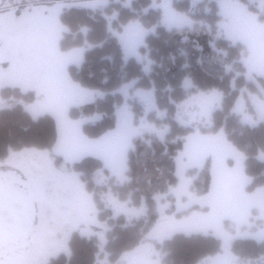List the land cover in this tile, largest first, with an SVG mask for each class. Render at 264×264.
I'll return each instance as SVG.
<instances>
[{
    "label": "rangeland",
    "instance_id": "1",
    "mask_svg": "<svg viewBox=\"0 0 264 264\" xmlns=\"http://www.w3.org/2000/svg\"><path fill=\"white\" fill-rule=\"evenodd\" d=\"M120 1L123 6L130 4V0H0V108L21 104L33 119L51 116L56 129L51 149L11 150L0 158V191H9L14 201L4 208L16 213L14 218L0 220V264H50L61 253L70 259V244L83 239L98 246L93 264H111L104 247L107 219L115 222L123 216L130 222L146 215L144 205L136 206L129 195L122 200L114 186L125 188L129 183L126 162L133 139L145 133L159 138L167 134L169 127L162 122L165 112L158 108L153 89L124 84L117 90L123 100L113 103L114 128L89 136L85 127L98 123L105 114L84 111L83 106L104 94L83 86L68 73L69 66L80 64L86 48L60 50L63 10L77 6L103 15L108 12L110 21L117 15L113 4ZM174 1L180 0H150L149 7L160 12L163 27L169 31L197 27L203 31L201 36L209 33L240 46L243 75L257 89H241L230 114L241 125L264 122L258 111L264 103V74L253 67L264 58L261 0H248L257 12L241 0H189L188 12L178 11ZM197 12L214 14L216 19L197 18ZM111 31L125 60L135 58L148 73L151 60L140 50L148 34L143 24L132 20L120 31ZM185 85L192 87L188 78ZM15 89L29 96L32 93V100L18 96ZM222 96L216 89L195 91L178 104L173 119L192 127L193 132L183 136V148L175 159L177 182L166 190L170 193L156 197L157 218L143 242L122 253L115 264H124V257L137 253L150 256L140 259L141 263L165 264L163 241L178 233L219 239V252L197 264H264V255L244 260L232 250L236 239L264 240V186L249 188L252 179L245 172L244 155L222 130L209 131ZM134 107L142 112H135ZM86 158L100 163L89 173L91 191L83 171L75 166ZM257 158L264 161V152ZM205 167L210 184L201 193L194 185ZM135 264H139L137 260Z\"/></svg>",
    "mask_w": 264,
    "mask_h": 264
},
{
    "label": "trees",
    "instance_id": "2",
    "mask_svg": "<svg viewBox=\"0 0 264 264\" xmlns=\"http://www.w3.org/2000/svg\"><path fill=\"white\" fill-rule=\"evenodd\" d=\"M241 1L249 9L258 11L248 0ZM113 5L117 15L110 21L108 12L103 15L102 11L77 6L67 7L59 17L64 27L60 50L86 48L80 64L69 66L68 73L83 86L98 89L104 94L103 98L97 99L93 104L83 106L84 111L105 114L101 121L87 125L84 131L91 137H97L114 128L113 103L123 100L117 90L132 82L133 88L153 89L158 108L165 112L163 125H168L169 129L162 138L145 133L142 137L133 139L126 162L129 183L125 188L114 186V190L122 200L129 198V195L133 204L144 205L146 215L130 222L123 216L116 218L115 222L107 219V241L104 247L111 264H115L122 253L143 242L146 230L157 218L154 212L156 197L170 193L171 191L166 190L177 182L175 159L183 148V136L193 132V128L179 125L173 116L178 104L186 100L190 93L209 89L221 92L222 104L212 114L213 126L209 131L222 130L231 144L244 155L245 172L252 179L249 188L264 186V161L257 158L259 152H264V122L254 126L241 125L230 114L241 89H257L243 75V67L238 61L240 46L232 45L222 38H214L209 33L201 36L203 31L197 27L190 31H169L159 22L160 12L149 7L150 0H130V4L126 6L120 1ZM173 6L178 11L188 12L189 0L174 1ZM195 16L206 20L216 19L214 14L204 16L197 12ZM259 18L264 20V14ZM132 20H139L148 31L145 45L140 49L151 60L148 73L144 72L142 64L135 58L125 60L122 47L111 31H120ZM187 78L192 83L189 89L185 85ZM262 82L264 85V81ZM115 90L117 93H113ZM15 91L26 101L32 100V93L29 96L17 89ZM134 110L142 112L139 107H134ZM55 140L56 129L51 116L42 115L33 119L21 104L0 108V158L6 157L11 150H48ZM75 166L83 171L82 177L91 191L89 173L98 168L100 163L86 158ZM198 175L194 186L198 187V192L206 193L210 184L207 167ZM171 198L170 194L169 199ZM219 244V239L213 235L178 233L163 241V259L165 264H197L205 256L218 253ZM70 246V259L61 253L50 264L94 263L98 251L96 244L83 239L73 241ZM232 250L241 259L257 260L264 255V240L257 242L254 239H236L232 243Z\"/></svg>",
    "mask_w": 264,
    "mask_h": 264
},
{
    "label": "crops",
    "instance_id": "3",
    "mask_svg": "<svg viewBox=\"0 0 264 264\" xmlns=\"http://www.w3.org/2000/svg\"><path fill=\"white\" fill-rule=\"evenodd\" d=\"M7 204L10 206L14 204L13 197L10 195L9 191H0V220L2 219H10L16 217L15 212L9 211V208H4ZM6 211V212H5ZM11 223V222H10ZM11 225V224H9ZM126 256V255H125ZM150 256H140L138 253L134 254L132 256L128 255L127 258H123L124 264H128V261L133 262L135 264V261L137 260V263L139 264H145L141 263L140 259H144ZM151 259V258H149ZM152 264V263H150Z\"/></svg>",
    "mask_w": 264,
    "mask_h": 264
},
{
    "label": "snow or ice",
    "instance_id": "4",
    "mask_svg": "<svg viewBox=\"0 0 264 264\" xmlns=\"http://www.w3.org/2000/svg\"><path fill=\"white\" fill-rule=\"evenodd\" d=\"M262 7H264V0H261ZM260 30L264 33V26H260ZM253 67L255 70L259 71L261 74H264V58L260 59L253 63ZM258 111L260 112L261 116L264 117V103L258 106Z\"/></svg>",
    "mask_w": 264,
    "mask_h": 264
}]
</instances>
